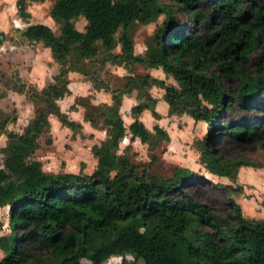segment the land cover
I'll list each match as a JSON object with an SVG mask.
<instances>
[{"label":"trees","instance_id":"1","mask_svg":"<svg viewBox=\"0 0 264 264\" xmlns=\"http://www.w3.org/2000/svg\"><path fill=\"white\" fill-rule=\"evenodd\" d=\"M42 1V0H32ZM264 0H57L51 16L61 23L56 35L44 24L27 27L24 35L42 42L58 61L84 58L97 44L111 51L118 43L122 55L133 59L130 29L164 14L154 33L146 59L161 67L178 84L161 83L172 113L187 112L205 120L218 132L206 140L203 159L218 176H235L238 167L253 165L215 155L212 142L257 143L264 138ZM23 7L20 5L21 11ZM87 21L84 32L74 20ZM119 33L118 40L115 35ZM3 33L0 31V41ZM258 55L250 73L247 64ZM145 83L146 78L133 79ZM224 80H234L229 92ZM66 86H49L45 107L22 134L7 132L10 118L0 110V136L7 132L0 167V208H10L11 234L0 237V264H102L113 256L132 255L120 264H264V219H247L229 194L222 205L195 198L187 185L204 177L187 168H175L168 179L147 173L118 154L126 127L117 110L108 109V139L93 149L98 158L90 175L47 174L32 160L37 138L48 114L68 124L54 99ZM240 108L248 116L223 113ZM141 107L133 108L139 114ZM251 115V116H250ZM132 138L148 142L152 134L138 119L129 126ZM158 135L166 138L160 128Z\"/></svg>","mask_w":264,"mask_h":264},{"label":"rangeland","instance_id":"2","mask_svg":"<svg viewBox=\"0 0 264 264\" xmlns=\"http://www.w3.org/2000/svg\"><path fill=\"white\" fill-rule=\"evenodd\" d=\"M57 0H0V110L9 116L7 132L22 134L30 121L45 107L49 86H66L67 91L54 99L67 119L63 123L56 114H48V123L37 138L31 159L40 163L42 170L51 175L70 173L90 175L98 165L93 149L106 141L109 126L108 109L117 110L127 129L120 140L118 154L133 162L140 174L168 179L175 168H187L204 177V181L187 185L195 198L212 205H222L227 194L219 186H230V195L241 206L247 219H264V138L257 143L244 140L229 141L226 137L212 142L215 155L228 160L249 161L253 165L238 167L235 176H218L210 172L203 159L206 140L215 133L205 120H195L187 112L172 113L165 101L161 83L178 84L161 67H153L146 52L153 44L154 33L166 16L148 24H134L130 34L134 42L133 59L113 60L122 55L118 43L111 51L97 44V52L84 58L75 56L58 61L42 42L31 41L24 32L28 26L44 24L56 35L61 34V23L51 12ZM163 1V0H161ZM246 2L250 0H244ZM262 7L264 9V2ZM20 5L23 7L22 11ZM77 30L84 32L87 21L74 20ZM118 40L119 33L115 35ZM258 55L247 64L250 73L257 67ZM146 78L145 83L133 79ZM229 92L237 91L234 80H224ZM264 99V90L261 97ZM140 106L139 114L133 108ZM245 116L240 108L223 113ZM251 116V115H250ZM140 120L152 134L148 142L132 138L129 126ZM162 129L166 138L158 135ZM7 132L0 136V167H3L2 149L7 145ZM219 185V186H216ZM10 208H0V237L11 234ZM4 254L0 250V257ZM133 262L132 255L113 256L102 264ZM143 264L142 261H138ZM81 264H93L82 259Z\"/></svg>","mask_w":264,"mask_h":264}]
</instances>
